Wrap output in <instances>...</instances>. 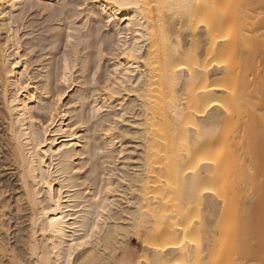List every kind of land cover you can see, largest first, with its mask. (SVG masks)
Segmentation results:
<instances>
[{"label":"bare ground","instance_id":"bare-ground-1","mask_svg":"<svg viewBox=\"0 0 264 264\" xmlns=\"http://www.w3.org/2000/svg\"><path fill=\"white\" fill-rule=\"evenodd\" d=\"M22 1L17 0L16 6ZM96 3L106 17L115 11L107 0H96ZM147 3L152 5L144 10L150 38L144 46L154 49L151 62L158 67L142 69L147 72L142 86L144 98L131 99V105L128 103L124 107L131 115L127 117L128 124L121 131L122 136H130L133 125L136 130L134 140H141V152L134 155L135 151L130 149L124 156L128 170L122 177L129 180V185L120 184L124 199L119 191L106 193V198L116 205L115 210L110 209L112 218L108 219L107 227L114 235V245L130 248L125 245L128 243L126 237H131L127 235L135 227L137 215H146L150 231L144 234L145 238H140L142 246L145 247L144 240L160 246L169 242L181 243L184 240L181 229L189 226L194 212L202 210V223L188 228V240L196 238L204 250L197 252L186 244L190 258L181 250H169L167 254H161L162 258L167 264H174V260L190 264L196 257L201 261L212 260L215 254L220 264H231L235 257L230 253L236 239L253 228L259 238L264 214V0H147ZM15 7L10 0H0V48L5 41L8 43L6 58L0 51V82L9 96L16 95L14 85L29 83L30 87L17 95L15 112L0 103V137L4 138L0 141V203L6 204L8 209L0 212V229H10L7 233L0 231V242L7 239L18 248L39 230L36 239L40 244L47 241L58 248L70 246L73 238L82 237L92 220L89 198L99 190L93 189L90 183H79L81 171H76L83 167L80 160L89 144L85 136L87 129L85 126L72 132L76 123L84 122L82 118L71 120V112L64 100L55 99L48 108L43 106L44 99L40 98L52 90L48 87L51 82L45 85V92L39 87L40 90L29 75L27 60L22 59L20 66L8 69L11 76L5 74V65L16 60L17 45L5 32L6 27L7 31H12L10 25ZM120 12H116L117 18L113 22L118 38L125 31L126 22L135 18V26L139 27L141 21L139 10ZM70 36L66 34L67 39ZM20 56L25 57L27 53L20 52ZM65 57L71 62L69 56L62 58L59 79ZM119 63L127 61L112 58L110 69ZM181 65L187 67L181 68ZM72 74L71 71L70 81ZM3 90L0 88V100ZM61 93L65 91L60 89L57 95ZM212 100L225 105L228 113L216 108L205 116L197 115ZM112 101V96L104 92L103 97L95 99L91 111L105 107L101 102ZM170 105L182 109V120L172 114ZM53 110L56 117L49 131L44 133L43 124L51 118ZM17 112L19 115L15 114ZM44 117L46 119L42 120ZM33 118L40 123L33 125ZM14 121L19 123L14 124ZM188 123L196 127H185ZM208 128L216 129L214 138L206 134ZM105 129L107 131V127ZM198 136L203 137L199 142ZM105 138L107 146L113 145L112 137L105 135ZM37 142L44 144V148L34 151ZM65 144L72 147L63 152L56 151ZM45 151L53 155H42ZM188 152H191L190 156ZM204 155L216 159L217 163L200 166L196 173L198 187H212L214 194L190 195L183 173ZM40 160L45 163L41 165ZM136 164L138 168L133 169ZM4 169L11 171L8 176L5 174L6 177L1 174ZM132 188L139 191L138 197L134 195L135 202L129 195ZM56 200L59 204L54 203ZM190 203L193 208L187 209ZM48 207H56L57 213L43 217L41 213ZM143 209H148V213ZM164 213H177L176 224L172 216L164 219ZM55 215L64 218V227L59 232L45 235L46 226L55 227L48 224ZM23 216L22 222L27 224L19 227ZM33 217L37 218L35 227L31 224ZM74 223L77 229L71 227ZM221 248H224L222 253ZM147 252L149 257L153 255L150 249ZM86 255V250L78 249L74 253V264H80ZM254 256L259 261V252Z\"/></svg>","mask_w":264,"mask_h":264},{"label":"snow or ice","instance_id":"snow-or-ice-1","mask_svg":"<svg viewBox=\"0 0 264 264\" xmlns=\"http://www.w3.org/2000/svg\"><path fill=\"white\" fill-rule=\"evenodd\" d=\"M10 3L13 7L16 6L17 0H10ZM89 0H80L79 3H73L58 7L56 4H45L40 2V0H25L22 7L24 12L20 14L19 17H14L13 22L10 25L12 31H7L5 28L6 35L13 40L17 45L16 51V60L11 64L5 65V74L11 76V71H8L10 68H16L20 66L21 60H27V56L21 57L19 52V42L21 38V33L19 31V21L25 20V14L29 12H35L38 16L46 19L51 25L57 19H59L64 14V9H74L77 16L86 14V9L88 8ZM107 4L112 6L115 10L111 16L104 17L103 22L95 29H93V43L98 45V51L100 57L111 56L116 60H126L127 63H119L114 69L107 72L102 77V83L96 84L97 74L100 73V68L96 67L95 72L91 75V83L96 85L103 92L110 94L112 97H119L122 103L120 104V110L123 114L115 116L116 123H128L127 116L128 113L124 111L123 101L128 99L144 98L143 93V84L147 76L146 71L142 69L146 67L155 68L158 65L152 63V52L154 49L146 48L144 45L149 42V29L145 23V12L144 10L151 7L147 3V0H107ZM158 7V5H156ZM125 9H135L139 10L141 21L139 27H136V20L133 19L132 22H126L127 27L123 33L119 35L118 40H106L105 28L112 25L114 19H116V12ZM120 14H123L120 12ZM5 19H7L6 14H4ZM75 19V17H74ZM26 31H31V29H26ZM82 31V29H81ZM127 37V39H125ZM226 39V37H225ZM69 43H72L71 36L69 37ZM8 48V43L5 41L3 43L0 51L4 53L5 58L7 57L6 49ZM32 51H35L33 49ZM30 54V53H29ZM186 65H181V68H186ZM72 71V67L67 57L63 59V74L60 78V82L64 85L71 84L69 80V73ZM30 87L29 83H22L19 85H14V91L16 95L9 96V93L4 86L3 82H0V88H3L2 100L0 103L6 105L9 111L15 112V105L17 104V95L23 93ZM201 91H207V89H202ZM67 93H61L55 97L56 101L64 100ZM35 100V97H32ZM11 101L9 104L8 101ZM107 103V102H106ZM131 105V101H129ZM132 107H135L132 105ZM216 108L222 109L225 113H228V109L225 105L221 104L217 100H212L207 103L204 107V110L198 112L197 115L205 116L209 110H215ZM106 108H94L92 113L88 117V123L93 124L96 122L97 112H106ZM170 111L173 115L176 116L178 120L183 119L182 109L170 105ZM19 115V113H15ZM56 117V111L51 112V118L43 124L44 133L49 131L50 126L53 124V120ZM14 124L19 123V121H14ZM40 123L35 118L32 120V124ZM86 125L84 123H76L72 128L74 133L76 129H83ZM107 127V132L104 131V127H100L97 130L101 133L112 137V133L115 131L119 134V129L115 128V125H105ZM139 127V125H138ZM188 128L196 127L192 123L185 125ZM67 132V130H65ZM206 134L211 137H215L216 129L208 128L205 130ZM128 135V134H125ZM203 137L198 136L197 141H201ZM4 138L0 137V141H3ZM6 143V141H4ZM115 143V141L113 140ZM71 144H65L62 147H57V152H63L65 149H70ZM111 144L108 145L110 149ZM44 148V144L39 142L34 146V151ZM108 149H101L102 153L107 152ZM42 155H53L48 151L42 153ZM124 152H120V156H123ZM188 155H191V152H188ZM39 163L43 165L45 162L40 160ZM217 163L216 159L208 158L206 155L200 156L197 158L196 163L193 167L188 168L183 175L186 178V187L190 195L194 196H204L205 194H214V189L212 187L204 186L202 188L198 187V180L196 173L199 170L201 165H214ZM77 172L82 171L81 168L76 169ZM115 178V180H114ZM47 183V181H45ZM85 185L88 184V180L83 181ZM120 184L129 185V180L123 178L122 174H117V172H112L111 175L105 174L104 182L98 184V191L93 192L89 198V204L91 205V214L92 220L88 223L87 228L82 233L81 238H73L71 240L70 246L60 245L59 248L52 242H45L40 244L36 237L40 235L39 230L32 233L29 236V239L24 242L18 248H14L12 244L7 240L0 242V264H74V253L78 249H84L87 252V255L83 260L80 261V264H167V261L162 258V253L167 254L169 250L176 251L181 250L185 254H188L189 258L191 254L188 253V248L185 245H191L192 249L199 251L200 243L196 238L188 240V228L192 224L199 222L200 218L197 216L192 218L191 223L188 227H184L181 231L184 233V240L181 243H165L163 246L152 243L149 244L147 240H144L145 251L137 252L127 247H121L120 245H114V235L110 232L107 227L108 219L112 218V211L115 210L116 205L109 201L106 198V193L120 192V196L124 199V193L120 189ZM51 187V185H49ZM133 192L136 191L135 188L131 189ZM63 192V189H61ZM49 195H51L49 193ZM143 195V193H141ZM171 199V197H169ZM223 201V197H221ZM226 202V201H223ZM55 204H59V200L54 201ZM167 203V201H165ZM39 207V205H37ZM81 207L83 208V202H81ZM193 204H188L187 209H192ZM7 205L0 203V212H7ZM144 213H148V209L142 210ZM57 213L56 207H48L45 211L41 213L43 217H47L50 214ZM126 216L127 213H124ZM168 216L173 217V223L176 224L178 219L177 213H164L163 218L167 219ZM63 217L55 215L53 219L48 221V224L55 226L44 228V234L50 232H59L63 225ZM149 217L146 215H137L135 228L132 230V235H138V238L143 239L145 233L150 231V225L148 223ZM31 224L33 227L37 224V218L33 217ZM73 229H77V225L74 223L71 225ZM179 228V225H176ZM10 229L3 228L0 231L7 233ZM176 229H173L175 231ZM87 246V247H86ZM63 249V252L60 251ZM153 252V255L149 257L146 255L148 250ZM119 250L120 254L117 255ZM224 248L220 249L222 253ZM259 252L260 259L256 261L254 254ZM235 258L231 261V264H264V214H262L260 222V231L259 238H257V233L255 228L248 231L242 237H238L235 241L234 249L230 253ZM66 256V260L64 259ZM174 264H181V260H174ZM190 264H220L218 258L213 254L212 260L201 261L199 257H196L194 260H190Z\"/></svg>","mask_w":264,"mask_h":264},{"label":"rangeland","instance_id":"rangeland-1","mask_svg":"<svg viewBox=\"0 0 264 264\" xmlns=\"http://www.w3.org/2000/svg\"><path fill=\"white\" fill-rule=\"evenodd\" d=\"M40 2L45 4H56L58 7H61L68 4L79 3L80 0H40ZM23 3H25V0H23L20 5L17 4V6L14 8L13 17H19L20 14L24 12V9L22 7ZM104 17L106 16L98 7L96 0H89L86 14L77 16L74 9L65 8L64 14L51 25L46 19L38 16L35 12L26 13L25 20L19 21V31L21 33L19 42L21 46L19 48V51L21 53H27L29 75L31 76L32 80L35 81V85L38 86V88L40 87L43 92L46 91L47 86L51 82V85L48 87H51L50 89L52 90H49L48 95L44 93L43 97L40 98L41 100L44 99L41 103L46 107H49V105L51 106L55 100V97L57 96L58 90L61 89L62 91H65L67 93V95H65L64 97V102L67 104L69 112H71V120L75 121L82 118L84 124L86 125L87 130H85V136H87L86 139L88 140H85L88 141L89 144L88 142H86V145L88 144V147L86 146V152L80 160V165H82L83 167L80 173L82 178L79 183H83V181L88 180V183L91 184L93 189H97L98 184L103 183L105 174L111 175L112 172H117V174L123 175L124 172L128 170V167L126 168V159H124V156L126 153H130V149H133L135 151V153L133 151L134 155H139L141 152V148H139V142L141 140L139 138H137L139 141L136 139L134 140L136 136L134 133L136 130L133 125L131 124L133 133H129L131 134L130 136H122V132L123 130H125V126L128 123H115L114 121L116 115L122 114L120 110V104L122 103V101L119 97H112L113 101L107 102L108 104L106 102L105 104L101 102V105L105 106L103 108H106L108 111L96 115L97 119L95 123H88V117L92 113L91 108L94 104L95 99L100 98L101 96L103 97L104 95V92L101 89L91 83V75L95 72L96 67L100 68L101 71L99 74H97L96 81V84L98 85L102 83V77L107 72L111 71L110 68L112 57H100L98 45L96 43H93L92 41V37L94 35L93 29L97 28L103 22ZM113 25L114 23L106 27L104 30L106 33V40H118V36L116 35L117 32L115 31L116 29ZM26 29H31V31H26ZM62 34H65V36H61ZM66 34H71L72 43H69V39H67ZM4 36L5 35H3V37ZM33 49H35V51H32ZM65 55L69 56V59H71L70 63L72 67L73 77L71 76L70 82L72 85L70 84V87L69 85L62 84L59 79L62 58ZM45 85H47L46 89ZM41 100H39V103ZM129 101H131L130 97L124 100V106H126ZM45 119L46 117H44V119L42 120ZM109 122H111L112 125H115V128L119 129V134H117L115 131L112 133V138L115 143H113L110 149L106 145L105 134L97 130L100 127H104V131L107 132L105 129V125H108ZM1 127L2 126H0V128ZM135 144L137 145V147ZM100 148L108 149L109 151H107L108 153H102ZM123 148L124 155L120 156L121 149ZM136 166L138 168V165L136 164L134 165L133 169H136ZM129 169L132 170L131 167H129ZM5 170L6 169H4V171L1 173L2 177H6V175L8 176L11 172L10 170ZM76 177L78 176L76 175ZM16 184L17 190L19 186L18 183ZM131 192L133 191H130L129 195L132 198V201L135 202V197L139 196L137 194V192L139 191H135L133 194ZM200 211L201 212L198 211L199 214H197L198 212H194L195 214L193 213V217H202L201 213L203 212L202 210ZM21 218V221L19 220L20 222L25 220L24 216ZM203 218L204 217H202V220ZM202 220L200 218L199 222ZM22 223H20V225L18 226L23 227L27 224L24 222L25 224L23 223L22 225ZM201 223L202 222H200V225ZM133 228L135 227H132L131 230H133ZM131 232L132 231H130V234L127 235H130L131 237H126V242L128 243L125 242V245H128V247H130V249L132 250L135 249L134 251L138 250L137 252H142V250L145 249V247L142 246V241L140 240V238L138 239L136 235L133 236ZM200 249L199 252L204 250L201 249L200 251Z\"/></svg>","mask_w":264,"mask_h":264}]
</instances>
